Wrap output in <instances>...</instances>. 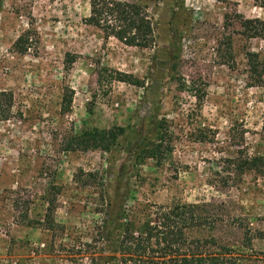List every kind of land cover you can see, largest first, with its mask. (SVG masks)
I'll return each instance as SVG.
<instances>
[{"label": "rangeland", "instance_id": "374dc122", "mask_svg": "<svg viewBox=\"0 0 264 264\" xmlns=\"http://www.w3.org/2000/svg\"><path fill=\"white\" fill-rule=\"evenodd\" d=\"M89 1L0 2V93L11 97L0 121V264H105L119 208L137 226L151 208L175 204H206L217 217L189 233L212 239L208 250L264 264V177L230 181L236 152L264 154V86L248 87L245 56L264 64V39L217 46L224 14L264 22L259 0H117L146 7L147 49L83 24ZM114 127L123 134L108 152L65 150L74 134ZM158 134L169 152L137 163Z\"/></svg>", "mask_w": 264, "mask_h": 264}, {"label": "trees", "instance_id": "16d2710c", "mask_svg": "<svg viewBox=\"0 0 264 264\" xmlns=\"http://www.w3.org/2000/svg\"><path fill=\"white\" fill-rule=\"evenodd\" d=\"M258 6L264 9V0H259ZM83 24L100 32L104 40L112 38L127 47L147 49L155 42L152 20L146 7L137 2L90 0L88 16L83 18ZM222 31L217 46L229 50L231 39L235 35L247 39H264V22L258 19H244L238 14L232 16L224 14ZM27 36L28 31H25L14 42L13 48L17 53L23 54L27 50ZM245 56L248 87H263V62L258 59L257 54L247 52ZM72 59V56L66 54L64 70L70 68ZM171 68L174 69L175 66L171 64ZM114 79L133 85L138 84L136 80H130L119 73L115 74ZM193 97L198 102L201 99L196 92ZM10 100V95L0 93V121L7 119ZM69 101L70 96L62 97L63 109H67ZM122 134V128L118 127L105 131L81 132L69 137L65 142V150L108 152ZM164 137V134H158L155 142H142L136 155L137 163L151 159L159 164L163 159L162 155L169 152L163 148ZM236 153L237 157L230 162L233 177L231 179L227 177V180L233 181L246 172L264 177V154L242 156L240 152ZM86 176L93 178L92 174ZM227 180H222L223 187ZM206 206V204L156 206L150 209L151 212L137 223V226L128 220L127 211L119 208L107 239L108 256L105 264H236L235 258L230 254L208 250L215 247L212 239H195L189 235L193 229H211L217 221L216 216L210 215L211 209L209 211L205 209Z\"/></svg>", "mask_w": 264, "mask_h": 264}]
</instances>
